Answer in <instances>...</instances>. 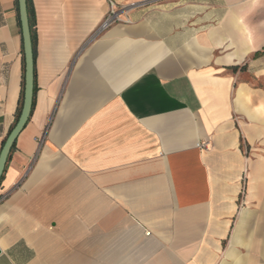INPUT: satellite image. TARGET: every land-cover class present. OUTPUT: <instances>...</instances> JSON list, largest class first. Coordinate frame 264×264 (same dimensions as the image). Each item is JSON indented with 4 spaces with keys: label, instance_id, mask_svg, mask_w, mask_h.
<instances>
[{
    "label": "crops",
    "instance_id": "1",
    "mask_svg": "<svg viewBox=\"0 0 264 264\" xmlns=\"http://www.w3.org/2000/svg\"><path fill=\"white\" fill-rule=\"evenodd\" d=\"M31 4L0 264H264V0H175L90 44L106 0ZM24 82L18 0H0V153Z\"/></svg>",
    "mask_w": 264,
    "mask_h": 264
},
{
    "label": "water",
    "instance_id": "2",
    "mask_svg": "<svg viewBox=\"0 0 264 264\" xmlns=\"http://www.w3.org/2000/svg\"><path fill=\"white\" fill-rule=\"evenodd\" d=\"M18 5L22 25L25 56L24 96L22 110L18 121L10 132V134L8 135L0 153V183L5 172L6 165L13 149V146L30 119L34 100L35 60L27 0H18Z\"/></svg>",
    "mask_w": 264,
    "mask_h": 264
},
{
    "label": "built area",
    "instance_id": "3",
    "mask_svg": "<svg viewBox=\"0 0 264 264\" xmlns=\"http://www.w3.org/2000/svg\"><path fill=\"white\" fill-rule=\"evenodd\" d=\"M108 9L100 24L96 27L94 32L89 37L87 44L101 38L108 30L119 24H131L133 22L131 10L134 9L136 3L122 6L117 0H106ZM45 136L39 139V144L42 145ZM200 147H206V143L199 144Z\"/></svg>",
    "mask_w": 264,
    "mask_h": 264
},
{
    "label": "rangeland",
    "instance_id": "4",
    "mask_svg": "<svg viewBox=\"0 0 264 264\" xmlns=\"http://www.w3.org/2000/svg\"><path fill=\"white\" fill-rule=\"evenodd\" d=\"M174 1L175 0H120L118 2L124 7L128 6L129 4L136 3L134 9L130 11L131 16H133V14H135L136 12L158 8L162 5L169 4Z\"/></svg>",
    "mask_w": 264,
    "mask_h": 264
},
{
    "label": "trees",
    "instance_id": "5",
    "mask_svg": "<svg viewBox=\"0 0 264 264\" xmlns=\"http://www.w3.org/2000/svg\"><path fill=\"white\" fill-rule=\"evenodd\" d=\"M27 5H28V14H29V21H30V27H31V33H32V41H33V49H34V53H35V41H34V24H33V9H32V4H31V0H27ZM260 55H264V48L262 51L257 52L255 54V57H258ZM23 96H24V87H23V91H22V95H21V101H20V105H19V109L17 112V118H16V123L18 121V118L20 116L21 110H22V105H23ZM33 108H34V100H33ZM32 108V110H33ZM15 146V144H14ZM13 146V147H14Z\"/></svg>",
    "mask_w": 264,
    "mask_h": 264
}]
</instances>
